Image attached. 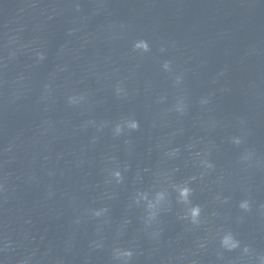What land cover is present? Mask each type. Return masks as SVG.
I'll return each mask as SVG.
<instances>
[{
    "label": "water",
    "instance_id": "obj_1",
    "mask_svg": "<svg viewBox=\"0 0 264 264\" xmlns=\"http://www.w3.org/2000/svg\"><path fill=\"white\" fill-rule=\"evenodd\" d=\"M126 250L264 264V0H0V264Z\"/></svg>",
    "mask_w": 264,
    "mask_h": 264
},
{
    "label": "clouds",
    "instance_id": "obj_2",
    "mask_svg": "<svg viewBox=\"0 0 264 264\" xmlns=\"http://www.w3.org/2000/svg\"><path fill=\"white\" fill-rule=\"evenodd\" d=\"M135 48L136 49H142L143 51H148L149 47H148V43L146 41H138L135 43ZM128 129L131 131H137L139 130V122L133 120L130 124L127 125ZM123 132V127L121 125H117L116 126V133L117 136L120 135ZM209 167H211V165H209ZM115 175L120 179V181L122 182L123 177L121 176V173L119 171H117L115 173ZM181 197L183 198V200L185 202H187V197L189 195V190L187 188H183L180 192ZM151 207V206H150ZM240 207L247 211L250 208V205L248 202H242ZM97 216H99V213H97ZM189 216L191 217V222L193 224L197 223V218L199 216V208H195L190 210V212L188 213V215H186L185 219H188ZM223 245L228 248L229 250H234L236 248L239 247V242L236 241L230 234L226 235L223 240H222ZM133 257V252L126 250V251H120V259L124 261V264H129V262L132 260Z\"/></svg>",
    "mask_w": 264,
    "mask_h": 264
}]
</instances>
